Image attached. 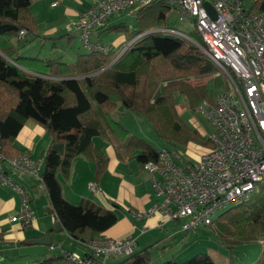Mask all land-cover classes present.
I'll return each mask as SVG.
<instances>
[{
  "label": "trees",
  "instance_id": "trees-1",
  "mask_svg": "<svg viewBox=\"0 0 264 264\" xmlns=\"http://www.w3.org/2000/svg\"><path fill=\"white\" fill-rule=\"evenodd\" d=\"M31 3L0 0V148L5 158L25 152L15 145L14 138L26 120L46 130L49 143L42 152L38 179L51 205L54 223L59 222L72 238L89 243L111 226L117 215L89 198L82 197L78 203L67 201L57 174L67 178L73 156L83 153L93 161V178L98 181L107 157L93 143V137H107L109 132L123 136V150L127 154L137 150L139 162L155 161L159 150L127 133L112 119L117 104L144 115L157 134L173 146L193 142L205 147L210 139L181 117L176 94H182L187 106L195 110L203 100L212 102L215 94L228 88V82L222 74H216V65L197 44L151 31L166 25L170 7L163 0L137 7L133 29L126 22L106 23L99 28L122 32L127 40L133 38L115 60L117 51L109 45L106 53L77 52L73 64L61 57L19 53L14 40L38 37ZM250 7L264 12V0H253ZM199 78L204 81L196 83ZM207 225L226 249L224 255L198 252L181 263L168 259L161 264H236L234 249L264 235V189L231 204ZM150 246L132 250L112 264H152ZM62 259H66L63 254H52L25 264H51ZM249 264H264V244Z\"/></svg>",
  "mask_w": 264,
  "mask_h": 264
},
{
  "label": "built area",
  "instance_id": "built-area-1",
  "mask_svg": "<svg viewBox=\"0 0 264 264\" xmlns=\"http://www.w3.org/2000/svg\"><path fill=\"white\" fill-rule=\"evenodd\" d=\"M151 0H95L78 13L76 27L87 50L106 53L109 45L93 38L114 13H134ZM177 12L178 19L190 24L202 39L196 42L183 30L164 25L152 28L175 35L201 47L222 74L228 88L203 100L195 111L203 113L214 127L196 161L182 160L175 150L162 147L155 161L142 162L151 174L156 201L137 216H164L158 225L174 221L181 231L207 225L213 213L227 204L244 201L264 186V12L245 6V0H163ZM59 0H53L55 6ZM22 32V31H21ZM133 40L130 39L115 60ZM42 159L27 152L5 158L0 148V184L17 190L21 207L14 218L30 225L34 215L28 192L10 179L5 164L39 177ZM89 188L96 190L95 183ZM264 244V236L257 239ZM136 240L132 236H99L88 243V256L58 248L66 259L84 264H105L107 255L127 254Z\"/></svg>",
  "mask_w": 264,
  "mask_h": 264
},
{
  "label": "crops",
  "instance_id": "crops-1",
  "mask_svg": "<svg viewBox=\"0 0 264 264\" xmlns=\"http://www.w3.org/2000/svg\"><path fill=\"white\" fill-rule=\"evenodd\" d=\"M31 12L34 15L32 10ZM77 17L73 22L71 21V23L67 24L66 30H70L74 26L79 36V31L76 27ZM37 33L39 35L38 23ZM68 36L70 37L71 34ZM75 57L73 58V62ZM176 107L180 113L177 104ZM96 137H93V143L107 157V166L101 177L95 182L93 178V161L83 153L76 154L71 160L68 177L64 178L60 172L57 174L62 196L71 203H78L82 197L89 198L99 206L113 210L117 215V219L111 226L100 233L101 236L105 237L119 239L130 235L137 242L146 233L162 230L170 222H174L167 221L160 227L158 223L164 220L162 214L155 213L147 217L136 215V213L143 212L156 201L151 174L142 167V162L136 159L137 150L128 154L123 150L125 140L123 136H117L121 139L119 143L114 140L116 137L111 132L108 133L107 137H98V141H95ZM14 143L18 148L25 150L33 159H42V152L49 143V137L41 125L29 119L26 120L16 134ZM188 144L195 143L189 142ZM198 146L200 148L199 153H201L204 147ZM4 168L7 176L28 192L30 197L29 205L34 218L30 225H24L14 218L21 207L20 193L10 186L0 184V264H25L43 258L41 249L36 247L39 243H29V241L45 234L50 236V244L55 245L58 243H54L52 239L53 234H65L72 240L71 244L69 246L59 244V246L65 250L84 256V253L89 251L88 243H82L72 238L64 228L60 231L54 230L56 222L54 223L51 205L40 180L23 170L10 167L7 164H5ZM92 182L96 185L95 191L89 188V184ZM172 234L174 233L167 232L163 238L164 241H167L168 236ZM146 242L151 244L150 240H146ZM50 244H45L46 249L50 250ZM80 246L84 249L82 254H80ZM54 254H60L59 250ZM51 264L84 263L62 259Z\"/></svg>",
  "mask_w": 264,
  "mask_h": 264
},
{
  "label": "rangeland",
  "instance_id": "rangeland-1",
  "mask_svg": "<svg viewBox=\"0 0 264 264\" xmlns=\"http://www.w3.org/2000/svg\"><path fill=\"white\" fill-rule=\"evenodd\" d=\"M52 1L32 0L31 10L38 23L39 35L36 38L29 36L22 37L18 41L14 40V44L19 48L20 54L29 56L38 55L40 57H61L68 63L73 64V58L77 51L83 52L89 50L81 43L75 27L72 26L70 30H66V26L76 19L79 11L90 6L95 0H59L57 5L50 6ZM252 1L245 0V6H249ZM116 22H126L130 28H135L133 13H114L107 19V24ZM166 25L179 28L189 34L196 42L199 41L194 28L185 21L179 20L174 8H170L167 11ZM70 34L71 36L69 37L68 35ZM93 38L100 40L104 44H109L117 51L116 54L129 41L122 32L106 29L95 30ZM203 81L204 78L195 79L196 83ZM176 103L180 109L181 117L192 127L198 128L206 137L214 131L213 125L203 113L191 110L187 106L186 99L182 94H176ZM123 107L121 103H118L116 109L111 113V117L116 122L122 124L126 128L127 133L135 134L147 140L157 149L166 147L170 150H175L182 160L196 161L200 151L198 145L187 143L185 146H173L157 134L153 124L144 115ZM98 137L100 136H97L95 141H98ZM114 140L118 143L121 141L119 137L114 138ZM263 189L264 186L259 187L254 194H259ZM230 205L231 203L216 210L212 218H216L220 212ZM167 232H173L174 234L168 236L167 241H164L163 238ZM52 239L54 243L62 246H69L72 241L63 233H59L58 235L53 234ZM146 240H150L153 246L149 248L152 256V264H161L168 259L181 263L198 252H219L223 255L226 253V249L220 242L218 235L210 232L209 225L200 224L194 230L181 231L177 223L170 222L162 230L150 231L143 237H140L133 246V251L139 250L146 244H149ZM160 244H162L161 247H159ZM37 245L36 247L41 249V255L43 257L52 255L58 251V249H46L45 244ZM262 249L263 245L257 241L238 245L234 249L236 264L251 263L257 258ZM83 250V247L80 246V254H82ZM124 255L112 253L106 257L105 262L112 264L122 259Z\"/></svg>",
  "mask_w": 264,
  "mask_h": 264
},
{
  "label": "water",
  "instance_id": "water-1",
  "mask_svg": "<svg viewBox=\"0 0 264 264\" xmlns=\"http://www.w3.org/2000/svg\"><path fill=\"white\" fill-rule=\"evenodd\" d=\"M63 229V226L59 223L56 222L54 224V230L55 231H60ZM29 243H39V244H50L51 243V238L48 234L42 235L40 237L33 238L29 241Z\"/></svg>",
  "mask_w": 264,
  "mask_h": 264
}]
</instances>
